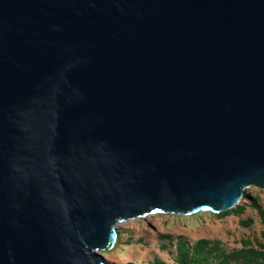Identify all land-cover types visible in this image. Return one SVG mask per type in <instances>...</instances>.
Instances as JSON below:
<instances>
[{"label": "water", "instance_id": "obj_1", "mask_svg": "<svg viewBox=\"0 0 264 264\" xmlns=\"http://www.w3.org/2000/svg\"><path fill=\"white\" fill-rule=\"evenodd\" d=\"M264 191V0H0V264H109L116 226Z\"/></svg>", "mask_w": 264, "mask_h": 264}, {"label": "rangeland", "instance_id": "obj_2", "mask_svg": "<svg viewBox=\"0 0 264 264\" xmlns=\"http://www.w3.org/2000/svg\"><path fill=\"white\" fill-rule=\"evenodd\" d=\"M242 207L237 211V207ZM264 209V191L250 186L239 204L220 213L199 212L191 215L158 213L116 226V241L100 255L109 264H179L182 242L187 256L203 240L207 262L217 264L231 254L249 252L251 262L231 261L229 264H264V223L259 210ZM185 258V257H184Z\"/></svg>", "mask_w": 264, "mask_h": 264}, {"label": "trees", "instance_id": "obj_3", "mask_svg": "<svg viewBox=\"0 0 264 264\" xmlns=\"http://www.w3.org/2000/svg\"><path fill=\"white\" fill-rule=\"evenodd\" d=\"M237 211H241L242 207L238 206ZM259 214L261 217L262 222L264 223V209L259 210ZM206 245L205 241L200 240L198 241L195 246L192 248V256L188 257V251H186L184 244L182 242L178 243V251L182 256L179 264H201L202 261L207 262L208 253H203L204 246ZM185 257V258H184ZM246 261L251 262L252 255L249 252H245L243 254H231L226 256L222 261L217 264H229L231 261Z\"/></svg>", "mask_w": 264, "mask_h": 264}]
</instances>
